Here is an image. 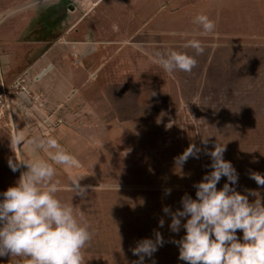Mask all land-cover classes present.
<instances>
[{
	"label": "rangeland",
	"instance_id": "1",
	"mask_svg": "<svg viewBox=\"0 0 264 264\" xmlns=\"http://www.w3.org/2000/svg\"><path fill=\"white\" fill-rule=\"evenodd\" d=\"M92 1L0 0V91L19 80L9 88L18 103L0 118V193L26 170L8 166L10 158L26 162L15 131L26 126L24 142L55 138L80 162L54 167L57 198L72 203L93 233L85 264H133L139 257L131 249L154 239L153 230L165 243L144 264H186L171 242L186 230L172 232L162 209H181L185 193L196 199L193 185L212 170L205 151L225 144L223 158L239 177L231 186L264 201V187L249 175H264V0ZM201 12L215 21L214 32L201 35L192 23ZM191 39L205 48L192 73L156 62L172 50L195 55L185 47ZM190 144L199 158L178 164ZM76 175H85L83 197L69 187ZM0 264L30 258L0 256Z\"/></svg>",
	"mask_w": 264,
	"mask_h": 264
},
{
	"label": "clouds",
	"instance_id": "2",
	"mask_svg": "<svg viewBox=\"0 0 264 264\" xmlns=\"http://www.w3.org/2000/svg\"><path fill=\"white\" fill-rule=\"evenodd\" d=\"M192 23L202 30L201 35L214 32L216 23L207 14L198 13ZM175 35V33H173ZM185 47L194 50L195 55L183 51L157 53L156 62L169 73L177 70L192 73L197 67L196 56L203 55L205 48L198 39H191ZM207 144V137L201 141ZM34 158L31 162L10 158L8 166L21 172L14 186H9L0 195V256H24L30 264H85V251L93 233L86 222L78 219L72 203H63L57 198L59 181L55 179V165L68 168L80 167L79 160L68 153L55 138L33 140ZM19 144V142H18ZM38 149L48 152L45 160L35 155ZM55 150V151H52ZM201 149L190 144L177 158L183 164L189 157L199 158ZM225 144L216 143L205 154L211 158L209 173L194 184L196 199L187 193L181 197V209L173 211L164 206L162 211L170 216L169 228L178 233L183 227L186 234L180 240H172L179 248V260L186 264H264V201L256 190L246 189L247 195L237 192L238 173L231 162L223 158ZM51 161V162H50ZM260 187H264V175L249 174ZM85 175L71 178L69 185L74 195H86V187L79 181ZM222 177L227 181L220 189L217 184ZM118 188V185H117ZM171 189H165L170 195ZM255 199L249 201L248 196ZM186 222L181 224V219ZM164 219L158 220L159 227ZM154 231V239L144 238L131 249L139 260L133 264H144L145 257L151 258L165 243L159 231ZM242 232V239L237 232ZM154 264V262H153Z\"/></svg>",
	"mask_w": 264,
	"mask_h": 264
},
{
	"label": "crops",
	"instance_id": "3",
	"mask_svg": "<svg viewBox=\"0 0 264 264\" xmlns=\"http://www.w3.org/2000/svg\"><path fill=\"white\" fill-rule=\"evenodd\" d=\"M96 1H98V0H93L92 2L95 4L96 3ZM173 0H171V2H172ZM168 2V1H167ZM179 5L178 4H176V7H178ZM45 65L46 66H49L50 64L49 63H45ZM14 80H16V79H14ZM14 80H13V82H14ZM2 89H3V87H2ZM2 89H1V91H0V93L2 92ZM22 114L23 113H20V115L22 116ZM16 115L18 116V113H16ZM25 115V114H24ZM46 115V117H45V119L44 120H49L50 119V117H49V115L48 114H45ZM44 115V116H45ZM15 131H16V135H19L18 137H17V140H19L21 143L19 144L20 145V148L21 149H23V151H24V153H25V155H27L28 153V155H27V157H26V162H31V160L34 158V154H33V151H32V146L30 145V143L28 142V140L26 139L25 141L26 142H24V139L25 138H23V135H27V131H28V129H27V127L26 126H23V127H20V128H16L15 129ZM21 135V136H20ZM34 140H36L35 138H34ZM31 150V151H30ZM30 152H31V154H30ZM35 155L36 156H38L39 158H43V156H42V154H41V152H40V150L38 149L37 150V152L35 153Z\"/></svg>",
	"mask_w": 264,
	"mask_h": 264
},
{
	"label": "built area",
	"instance_id": "4",
	"mask_svg": "<svg viewBox=\"0 0 264 264\" xmlns=\"http://www.w3.org/2000/svg\"><path fill=\"white\" fill-rule=\"evenodd\" d=\"M18 83H19V80L16 78V80H14L13 84H18ZM13 84H10L7 87L3 88L2 92L0 93V118L4 117V110L6 108H9V105H10L9 102L10 101H13L14 104L18 103L17 100H15L14 98L9 96L10 95L9 93L11 91L9 88H10V86H13ZM24 91H25V88L24 87L21 88L20 94H23Z\"/></svg>",
	"mask_w": 264,
	"mask_h": 264
}]
</instances>
